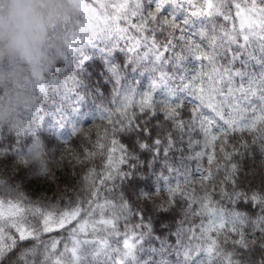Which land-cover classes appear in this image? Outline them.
<instances>
[{
	"label": "trees",
	"instance_id": "16d2710c",
	"mask_svg": "<svg viewBox=\"0 0 264 264\" xmlns=\"http://www.w3.org/2000/svg\"><path fill=\"white\" fill-rule=\"evenodd\" d=\"M149 3L150 0L145 7ZM164 14L174 15L182 32L177 30L172 48L159 56L146 46L129 50L112 34L80 40L83 42L71 48L72 44L63 41L69 20L62 17L47 31L43 46L42 79L50 87L49 94L39 92L24 58L0 60V200L4 202L12 201L26 209L56 203L63 211L93 180L100 185L98 174L103 172V162L95 160L86 166L80 162L98 139L104 142L109 118H118L113 112L130 103L129 113L137 112L149 129L143 136L129 130L117 138L130 153L122 174L113 177L109 188L116 198L110 203L118 207L117 202H122V207L104 217L110 221L108 225H97V240L80 246L74 264H151L170 252L176 253L183 264H222L220 258L209 257L203 248L208 247L210 239H222L224 232L218 237L206 231L204 239H191V228H199L203 220L207 226L208 219L194 215L192 206L182 197L169 202L167 189L178 182L182 188L188 187L183 179L195 176L202 170L201 165L222 179L225 162L219 150L223 138L218 137L205 149L198 127L177 129L176 121L165 110L179 106L178 115L187 124L196 107L190 85L208 70V59L186 47L185 40L211 54L217 78L213 96L221 98L216 103L245 114L264 108V36L228 35L219 16L192 15L177 4L164 7ZM235 25L239 29V19ZM231 27L232 22H228L229 31ZM145 97L150 99L151 108L139 110ZM236 136L251 140L249 133ZM111 139L109 136V147ZM157 139L159 143L153 144ZM141 140L146 146H141ZM235 143L229 140L226 150L231 151ZM201 151L215 156L211 165L207 155L201 160ZM262 160L264 155L255 146L234 157L241 185L264 189ZM217 164L221 165L219 171ZM92 168L96 171L81 185ZM193 186L200 188L198 177ZM105 198L101 186L97 203L103 204ZM241 207L254 211L250 205ZM25 215L27 223L22 226L39 223L42 230L43 217ZM97 218H101L99 211L91 220ZM73 222L42 233L45 241H60L53 259L64 251ZM10 233L18 236L15 229ZM199 235L198 231L196 236ZM256 242L264 240L256 238ZM34 244V240H27L21 248L30 249ZM15 251L18 250L9 252L0 264H16ZM230 251V245L223 248L224 254ZM236 252L241 264H255L264 256V248L258 245L248 250L238 248ZM43 259V246L36 245L35 264H44Z\"/></svg>",
	"mask_w": 264,
	"mask_h": 264
},
{
	"label": "snow or ice",
	"instance_id": "6c2138e0",
	"mask_svg": "<svg viewBox=\"0 0 264 264\" xmlns=\"http://www.w3.org/2000/svg\"><path fill=\"white\" fill-rule=\"evenodd\" d=\"M147 2L148 0H96V7L84 2L82 13L93 21L90 27L84 29L86 33H90L88 40L91 41L94 36L107 37L112 34L113 37L122 40L124 46L129 50L146 46L147 49L159 56L162 52L172 48L173 41L177 38V30L182 32V25L177 18L174 15L164 14V7L170 4L186 8L192 15L219 16L225 24L223 31L228 35L243 34L244 38H247L250 33H258L264 36V0H150L148 7H145ZM237 19L240 21L239 29L235 25ZM228 22H232L231 31L227 28ZM160 37H163L162 41ZM213 42H215V38H213ZM77 45L78 43L73 41L71 48ZM185 46L194 49L202 58L208 59V70L192 81L190 85L193 95L196 96L194 101L196 107L193 109V114H190L187 124L178 115L179 106H174L175 110L166 109L165 111L176 121L177 129L188 128L190 130L192 127H198L204 138L205 149L213 144L218 137L223 138L219 151L225 162V174L222 179L218 180L214 172L204 169L201 165L202 170L195 176L183 179L184 184L188 187L182 188L180 182L169 187L167 199L172 202L177 196L182 197L192 206L194 215H201L208 219L207 226L203 220L199 228H191V239H204L206 231L215 232L218 237L222 231L224 232L222 239L219 241L210 239L208 247H202L209 257L220 258L222 264H241L242 261L238 258L236 249L248 250L254 245L264 248V242H256V238L264 240V189L241 185L237 177L238 169L233 160L235 156L253 146L264 155V108L253 109L245 114L240 110L232 112L223 103H216V100L221 98L218 94L215 98L213 96L217 78L214 61L210 58L211 54L196 48L189 40H185ZM39 91L43 92V89L41 88ZM130 107V103L126 102L123 108L112 113V115H118V118H109L103 137L104 142L101 143L98 139L95 144H92L90 146L92 150L85 151L84 160L80 162L82 166L95 160L103 162V172L98 174L101 177L100 185H96L93 180L91 185L80 190L78 199L65 205L63 211L56 203H49L38 209H26L13 204L12 201L7 202L13 212L7 217L0 214V260L4 259L9 252L18 250L15 251L16 264H35L36 245H39V247L43 246L44 264H74L79 243L77 239L72 240L71 248L65 244L64 251L55 259L53 256L60 241L42 239V233L52 231L48 226L50 218L58 219L60 227L63 228L65 224L70 225L71 222L77 221L82 214L87 216L89 219L83 223H77L76 227L71 228L73 237L77 236V232L83 234L87 231L89 221L97 211L100 212L101 219L91 220V224L94 226L93 230L97 228V225L105 227L110 223L104 217L117 212L119 207H122V202H117L118 207H114L113 203H110V201H116L115 194L109 192L110 182L114 176L122 174L130 155L127 146L117 138L121 133L129 130L141 136L149 132V129L141 123L142 117L136 115L137 112L129 113ZM146 108H151V101L148 97L143 98L139 103V110ZM237 133L241 137L244 133H249L251 140L238 139ZM109 136L112 137L111 147H109ZM229 140L236 142L231 151L226 150ZM140 143L141 146H146L143 140ZM157 143H159L158 139L153 141V144ZM199 155L201 160L207 155L209 165L215 158L214 155L207 154L206 151H201ZM261 167H264V160L261 161ZM216 168L219 171L221 165L217 164ZM95 171V168L89 169L80 184L83 185ZM197 177L199 189L193 186L197 182ZM101 186H103L106 196L103 204L97 203L101 195ZM217 195L219 196L218 200L214 199ZM3 204L4 202L0 201V207H3ZM85 204L87 207H84ZM241 205H250L254 211L246 210ZM49 208L50 211L47 210ZM25 213H31L33 219L43 217L42 230L39 223L22 226L27 223ZM56 213H58V217L55 216ZM10 229H15L18 236L10 233ZM111 230V228L108 229V231ZM198 231L200 235L197 237ZM27 240H34L35 247L21 248L23 242ZM228 245L231 246L232 251L224 254L223 248ZM66 254H70V256L66 258ZM8 264H12V262L8 261ZM255 264H264V256H261Z\"/></svg>",
	"mask_w": 264,
	"mask_h": 264
},
{
	"label": "clouds",
	"instance_id": "9594fccd",
	"mask_svg": "<svg viewBox=\"0 0 264 264\" xmlns=\"http://www.w3.org/2000/svg\"><path fill=\"white\" fill-rule=\"evenodd\" d=\"M67 7L66 0H0V60L42 53L47 31Z\"/></svg>",
	"mask_w": 264,
	"mask_h": 264
},
{
	"label": "rangeland",
	"instance_id": "374dc122",
	"mask_svg": "<svg viewBox=\"0 0 264 264\" xmlns=\"http://www.w3.org/2000/svg\"><path fill=\"white\" fill-rule=\"evenodd\" d=\"M84 2L92 4L93 7L97 6L96 0H66L68 7H67L65 14L62 16L63 18H65V20L67 21L69 20L68 26H66V30L64 32L66 36V40H63V41L65 42V44L66 43L72 44L73 41L81 42L80 40L88 41L90 37V33H86L84 29L90 27L93 21L91 20L90 17H85L82 13V4ZM93 38H95V36ZM43 57H44L43 52L40 54L28 53L24 56V59L28 62V64L30 65L32 69V72L37 81L38 90L42 88L43 92H45L46 94H49L50 87L48 84H45L42 79V73L44 69ZM12 212L13 210L9 208L7 202H4L3 207H0V214H3L5 217L9 216ZM86 219H89V218L87 216H84L81 219L80 217H78L77 221L73 222V225L71 228L76 227L77 223H83ZM99 219L101 218H97L96 220L98 221ZM48 226L52 230L56 228H61L58 223V219L50 220ZM93 227L94 226H92L91 220H90L87 226V231L84 232L83 234H80L79 232H77L76 233L77 236L73 237L71 235V229L69 230V232L67 231L66 244L68 248L72 247L73 239H77L79 241V243L77 244L76 255H78V250L84 242H92L93 240L95 242L97 240L94 237ZM151 264H183V262L181 261V259L176 253L170 252V253H166V254H162L158 256Z\"/></svg>",
	"mask_w": 264,
	"mask_h": 264
}]
</instances>
